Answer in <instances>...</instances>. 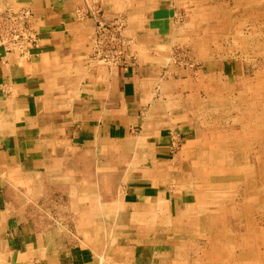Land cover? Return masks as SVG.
<instances>
[{
	"label": "rangeland",
	"instance_id": "obj_1",
	"mask_svg": "<svg viewBox=\"0 0 264 264\" xmlns=\"http://www.w3.org/2000/svg\"><path fill=\"white\" fill-rule=\"evenodd\" d=\"M171 2L104 0L110 16L127 17L134 42L148 36L146 47L134 46L138 63L154 70L141 81L149 95L141 111L150 126L170 128V161L157 160L150 140L135 131L129 141L102 143L81 160L63 152L52 171L19 193L50 214L64 244L93 255L94 245L98 264H131L132 248L144 240L176 246L170 264H264V0L176 7L168 35L153 43L149 22ZM210 61L231 63L236 76L204 73ZM187 124L193 131L184 142L174 130ZM131 175L148 178L166 200L180 196L178 215L167 213L165 201L156 205V197L145 200L151 209L123 203L126 211H116Z\"/></svg>",
	"mask_w": 264,
	"mask_h": 264
},
{
	"label": "crops",
	"instance_id": "obj_2",
	"mask_svg": "<svg viewBox=\"0 0 264 264\" xmlns=\"http://www.w3.org/2000/svg\"><path fill=\"white\" fill-rule=\"evenodd\" d=\"M203 1L172 0L166 8L159 6L154 20L149 22L154 32L149 40L154 43L168 35L171 16L179 7ZM96 2L0 0V13L6 8H27L38 38L24 59L5 53L0 47V264H98L101 260L94 245L95 256L76 243L64 244L53 234L50 214L41 210L37 202L24 201L19 193V187L52 171L51 167L63 158V152H74L81 160L100 144L129 141L137 131L146 141L150 140L147 144L157 160L170 161L173 138L167 131L170 128L150 126L153 123L147 124L141 111L145 104L142 101L149 100L141 81L151 80L154 70L138 63L134 46H145L148 36L134 42L128 33V19L122 17L134 64L123 69L92 68L85 61L89 58L95 20L110 22L119 17L110 16L104 0ZM225 38L226 35L220 40L218 37V41L224 43ZM142 58L147 59L145 53ZM203 68L208 75L222 74L226 81L235 75L233 65L227 62L210 61ZM176 131L185 142L193 127L177 126ZM165 195L148 178L131 175L123 187L122 201L118 199L114 204L116 211L122 212L126 211L123 203L145 204L144 208L151 209V203L146 204L145 200L156 197L155 204L157 200L165 201L167 213L176 217L182 199L169 195L166 200ZM178 253L173 244L144 240L132 248L128 260L131 264H170Z\"/></svg>",
	"mask_w": 264,
	"mask_h": 264
},
{
	"label": "built area",
	"instance_id": "obj_3",
	"mask_svg": "<svg viewBox=\"0 0 264 264\" xmlns=\"http://www.w3.org/2000/svg\"><path fill=\"white\" fill-rule=\"evenodd\" d=\"M79 14L78 17L81 16ZM123 28L122 17L110 22L95 20L90 36L89 61L106 68L123 69L130 66L135 57L129 50L130 40ZM37 40L36 30L31 24V13L27 8H6L0 13V47L5 53L24 59L36 46Z\"/></svg>",
	"mask_w": 264,
	"mask_h": 264
},
{
	"label": "bare ground",
	"instance_id": "obj_4",
	"mask_svg": "<svg viewBox=\"0 0 264 264\" xmlns=\"http://www.w3.org/2000/svg\"><path fill=\"white\" fill-rule=\"evenodd\" d=\"M192 189V188H191ZM157 198H159V197H157ZM161 203V202H160ZM118 205V204H117ZM227 235V234H226ZM240 237V236H239ZM226 240V239H225ZM230 240V239H229Z\"/></svg>",
	"mask_w": 264,
	"mask_h": 264
}]
</instances>
